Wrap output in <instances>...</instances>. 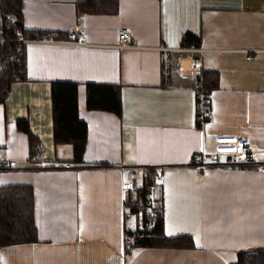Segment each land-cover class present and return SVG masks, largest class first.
Instances as JSON below:
<instances>
[{
	"label": "crops",
	"instance_id": "crops-1",
	"mask_svg": "<svg viewBox=\"0 0 264 264\" xmlns=\"http://www.w3.org/2000/svg\"><path fill=\"white\" fill-rule=\"evenodd\" d=\"M80 0H24L28 29L56 32L24 44L25 80L0 91V186H34L38 242L0 247V264H232L238 252L264 248V168L207 169L191 164L219 135H238L264 148V0H119L116 14H87ZM2 22V16L0 18ZM132 31L118 47V28ZM83 27L87 44L66 40ZM187 32L202 37L197 52L182 49ZM171 51L173 74L163 83L159 47ZM219 75L210 91L212 115L196 124V79ZM78 82V114L87 122L82 168L66 169L73 145L54 143L50 83ZM121 86L122 115L87 105V83ZM27 121L41 144L30 158ZM264 159V154L260 155ZM164 166L157 193L164 230L189 234L194 248L135 246L125 254V197L119 165ZM43 168H42V167ZM138 177V175H137Z\"/></svg>",
	"mask_w": 264,
	"mask_h": 264
},
{
	"label": "trees",
	"instance_id": "trees-1",
	"mask_svg": "<svg viewBox=\"0 0 264 264\" xmlns=\"http://www.w3.org/2000/svg\"><path fill=\"white\" fill-rule=\"evenodd\" d=\"M24 0H0L2 15V33L6 30L5 24L11 22L12 29H19L21 36L38 39L49 34V31L28 29L24 19ZM79 9L87 14H116L119 10V0H80ZM55 37L62 38V34ZM202 37L187 32L181 40L182 47H200ZM13 44L10 50L4 47L2 52L9 55L17 54L19 64L0 66V91L10 92V85L14 80H25L27 63H25L24 45L17 48ZM195 57H200L196 54ZM198 78V77H197ZM219 75L216 72L203 71L204 87L210 95L212 88L217 87ZM87 105L90 109H102L122 115L123 99L121 86L113 83H87ZM53 140L54 143L72 144L73 158L76 162H83L87 147V122L78 114V82L72 80H53L50 83ZM17 126L28 134L31 144L30 158L33 162H41V144L31 131L29 122L18 121ZM42 167V166H41ZM44 167V166H43ZM42 167V168H43ZM34 186L28 184H9L0 186V247L19 243L38 242V226L35 220ZM136 235V246L194 248L195 242L191 235L183 234L168 236L164 230L163 215L156 219L150 232L131 231ZM238 261L232 264H264V248L241 250L238 252Z\"/></svg>",
	"mask_w": 264,
	"mask_h": 264
},
{
	"label": "built area",
	"instance_id": "built-area-1",
	"mask_svg": "<svg viewBox=\"0 0 264 264\" xmlns=\"http://www.w3.org/2000/svg\"><path fill=\"white\" fill-rule=\"evenodd\" d=\"M6 30L0 36V66H10L13 63L19 64L17 54L9 55L7 52H2L4 47L10 50V47L15 43L17 48L23 47L26 42L31 39L21 36V31L17 28L12 29L11 22L5 24ZM118 47L131 46L132 31L126 26L118 28ZM66 40L74 44H87L88 33L83 27L68 31ZM56 32H50L42 37L46 42L54 41ZM183 50H193L200 57L194 58V67L201 61L202 50L200 48H183ZM161 65L160 71L164 84H168L173 74V63L171 51L172 47L162 44L159 47ZM195 96H196V124L203 129L212 115L211 96L207 93L203 82V71L200 72L196 79ZM264 154V148H259L238 135H219L215 139L214 147L211 150H201L193 156L191 164L199 171H207V169H248V168H264V159L260 155ZM82 162H68L63 164L66 169L82 168ZM9 160L0 158V171L12 169ZM122 175L121 190L124 194L127 192L136 191L139 189L140 197L128 198L123 201V218L125 220L135 217L137 225L134 231L150 232L152 231L156 219L163 215V201L158 196L161 179L164 176V166H143L131 167L119 165ZM138 175V177H137ZM125 254H129L132 248L136 246V235L130 230L124 233Z\"/></svg>",
	"mask_w": 264,
	"mask_h": 264
},
{
	"label": "rangeland",
	"instance_id": "rangeland-1",
	"mask_svg": "<svg viewBox=\"0 0 264 264\" xmlns=\"http://www.w3.org/2000/svg\"><path fill=\"white\" fill-rule=\"evenodd\" d=\"M1 10H0V18H1ZM2 35V23H1V21H0V36Z\"/></svg>",
	"mask_w": 264,
	"mask_h": 264
},
{
	"label": "water",
	"instance_id": "water-1",
	"mask_svg": "<svg viewBox=\"0 0 264 264\" xmlns=\"http://www.w3.org/2000/svg\"><path fill=\"white\" fill-rule=\"evenodd\" d=\"M8 95V92L7 91H4L3 92V96H7Z\"/></svg>",
	"mask_w": 264,
	"mask_h": 264
}]
</instances>
